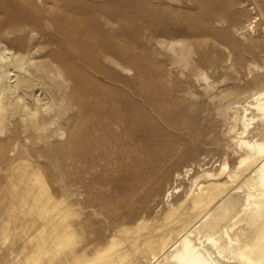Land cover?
I'll return each mask as SVG.
<instances>
[{"label": "bare ground", "instance_id": "6f19581e", "mask_svg": "<svg viewBox=\"0 0 264 264\" xmlns=\"http://www.w3.org/2000/svg\"><path fill=\"white\" fill-rule=\"evenodd\" d=\"M237 2L0 0V132L24 158L0 264H264V35L219 28Z\"/></svg>", "mask_w": 264, "mask_h": 264}, {"label": "rangeland", "instance_id": "374dc122", "mask_svg": "<svg viewBox=\"0 0 264 264\" xmlns=\"http://www.w3.org/2000/svg\"><path fill=\"white\" fill-rule=\"evenodd\" d=\"M91 3H99L101 0H87ZM238 1L235 8L243 11L245 13V16L240 20L238 23H232L230 22L227 17L223 14L220 19V24L218 25L220 29H227L230 33L231 37L238 40L241 38L242 33H245L247 36L251 38H260L262 35H264V16H260L259 14V8L260 6L264 5V0H236ZM188 6H192V3H189ZM245 43V42H244ZM69 91V89H68ZM8 130V129H7ZM5 131V132H4ZM9 131L3 130L0 132V140L2 144L0 143V153H5L7 158L10 160H2L0 159V187L5 189L6 191L10 192L8 189V181H9V172L8 169L11 168L13 165L17 164L18 161L24 160L23 157H21L22 148L21 145L14 146L10 142H3L2 140L6 138L8 135L7 133ZM2 135V136H1ZM57 141L59 139L51 138L46 143H41L39 145H33L31 146L33 149H39L43 148L46 149L47 147H51L56 145ZM5 143V144H4ZM14 147H13V146ZM10 146V147H9ZM13 149L9 153L7 152V148ZM6 149V150H5ZM44 160V158H42ZM30 162L34 163L37 169L39 170V176L40 178L47 181L48 186L52 187L54 186V178L55 174L57 173L55 169H53L51 166L49 168L44 167V161L40 160L39 162H35L33 159H29ZM42 161V162H41ZM63 162H68L63 161ZM211 164V163H210ZM209 164V165H210ZM218 163H214V166H217ZM170 178H166V180L163 182V188L167 182H169ZM222 179V178H221ZM189 181L184 182L185 185H189ZM21 218L24 220L25 216L24 214H21ZM20 218V219H21ZM10 226H13L12 223H10ZM2 252V251H1Z\"/></svg>", "mask_w": 264, "mask_h": 264}]
</instances>
